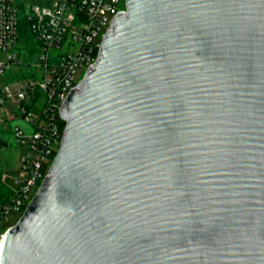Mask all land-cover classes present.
I'll return each instance as SVG.
<instances>
[{"label":"water","instance_id":"95a60500","mask_svg":"<svg viewBox=\"0 0 264 264\" xmlns=\"http://www.w3.org/2000/svg\"><path fill=\"white\" fill-rule=\"evenodd\" d=\"M60 115L0 264H264V0H126Z\"/></svg>","mask_w":264,"mask_h":264},{"label":"built area","instance_id":"2783aa9c","mask_svg":"<svg viewBox=\"0 0 264 264\" xmlns=\"http://www.w3.org/2000/svg\"><path fill=\"white\" fill-rule=\"evenodd\" d=\"M46 1L21 4L18 0H0V51L7 52L6 61H0V73L13 64L24 63L28 67L25 74L0 86V103L14 104L10 119L19 116L33 127L31 131L15 128L17 144L24 149L21 155L24 174L17 180L18 188L12 189L11 198L0 204L1 222L12 212H22L47 176L63 141L62 104L85 75L77 77L79 68L87 70L96 61L102 37L114 15L125 11L126 3V0ZM23 20L29 23L35 44H22L18 52L15 49L23 42ZM23 54L24 61L20 57ZM4 235L5 231L1 239Z\"/></svg>","mask_w":264,"mask_h":264},{"label":"rangeland","instance_id":"374dc122","mask_svg":"<svg viewBox=\"0 0 264 264\" xmlns=\"http://www.w3.org/2000/svg\"><path fill=\"white\" fill-rule=\"evenodd\" d=\"M19 3L23 4H31V3H47L46 0H18ZM26 10H28L26 8ZM27 45L23 41L21 44L17 46L15 51L21 52V45ZM23 61L24 54L20 56ZM37 56H35L36 58ZM7 52L0 51V61H6ZM20 58V59H21ZM28 67L22 63L20 65L13 64L7 69L4 73H0V86H4L14 80H16L21 75L27 72ZM85 68H79L77 72V77L81 78L85 73ZM2 106L5 107L7 113L3 111ZM15 111L14 104L11 102H6L5 104L0 103V118H3L4 121L0 122V170L4 175V190L6 189H17L19 182L17 180H21L23 178V169H22V162H21V155L24 149L17 144V140L15 137V128L19 126L24 128L28 131H31L33 127L25 122V120L19 116L10 119V114L13 115ZM26 206H24L23 211L25 210ZM22 212H12L9 217L3 222L0 221L1 226H12L15 222L20 218ZM7 228V229H8ZM0 231V239H1Z\"/></svg>","mask_w":264,"mask_h":264},{"label":"trees","instance_id":"16d2710c","mask_svg":"<svg viewBox=\"0 0 264 264\" xmlns=\"http://www.w3.org/2000/svg\"><path fill=\"white\" fill-rule=\"evenodd\" d=\"M21 33H22V39L25 42V44L32 46L35 44L33 34L31 32V28L29 26V23L25 20L22 21L21 26ZM4 180H3V173L0 170V204L7 202L11 196L13 195L12 189H6L4 190ZM8 226H1L0 231H6Z\"/></svg>","mask_w":264,"mask_h":264},{"label":"bare ground","instance_id":"6f19581e","mask_svg":"<svg viewBox=\"0 0 264 264\" xmlns=\"http://www.w3.org/2000/svg\"><path fill=\"white\" fill-rule=\"evenodd\" d=\"M2 242H3V238L0 240V251H1V245H2Z\"/></svg>","mask_w":264,"mask_h":264},{"label":"crops","instance_id":"0c3cea01","mask_svg":"<svg viewBox=\"0 0 264 264\" xmlns=\"http://www.w3.org/2000/svg\"><path fill=\"white\" fill-rule=\"evenodd\" d=\"M3 179H4V175H3Z\"/></svg>","mask_w":264,"mask_h":264}]
</instances>
